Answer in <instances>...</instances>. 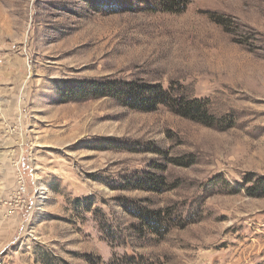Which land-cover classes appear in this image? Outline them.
<instances>
[{
	"label": "rangeland",
	"instance_id": "rangeland-1",
	"mask_svg": "<svg viewBox=\"0 0 264 264\" xmlns=\"http://www.w3.org/2000/svg\"><path fill=\"white\" fill-rule=\"evenodd\" d=\"M161 2L0 0V264H264V0ZM103 77L214 125L62 102Z\"/></svg>",
	"mask_w": 264,
	"mask_h": 264
},
{
	"label": "trees",
	"instance_id": "trees-1",
	"mask_svg": "<svg viewBox=\"0 0 264 264\" xmlns=\"http://www.w3.org/2000/svg\"><path fill=\"white\" fill-rule=\"evenodd\" d=\"M189 0H162V10L181 11ZM62 102L81 101L100 97H112L120 101L123 106L140 112H149L162 105L173 113L188 118L206 126H213L214 115L210 112L208 102L203 99L189 98L183 92L172 87L163 88L158 84H150L140 79L123 81L120 79L103 77L87 80L74 85L68 83L63 90ZM245 180H250L247 179ZM260 189L257 193L248 188L249 195H264V176L259 177L252 186Z\"/></svg>",
	"mask_w": 264,
	"mask_h": 264
}]
</instances>
